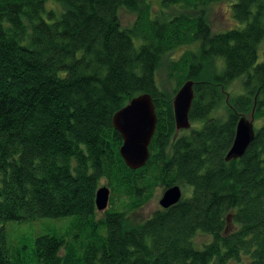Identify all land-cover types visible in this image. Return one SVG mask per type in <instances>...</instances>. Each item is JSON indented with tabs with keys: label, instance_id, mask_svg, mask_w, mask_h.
<instances>
[{
	"label": "trees",
	"instance_id": "1",
	"mask_svg": "<svg viewBox=\"0 0 264 264\" xmlns=\"http://www.w3.org/2000/svg\"><path fill=\"white\" fill-rule=\"evenodd\" d=\"M224 1L0 0V264H264V0H236L239 26L215 33L208 10ZM238 79L243 93L229 94ZM189 80L195 126L176 137L173 96ZM141 94L157 123L131 170L112 120ZM252 114L253 141L227 161ZM173 186L177 204L130 222ZM38 220L67 223L32 246L6 241L9 221ZM198 233L212 238L201 250Z\"/></svg>",
	"mask_w": 264,
	"mask_h": 264
},
{
	"label": "water",
	"instance_id": "2",
	"mask_svg": "<svg viewBox=\"0 0 264 264\" xmlns=\"http://www.w3.org/2000/svg\"><path fill=\"white\" fill-rule=\"evenodd\" d=\"M193 81H187L177 91L173 99V110L176 123V130H188L191 128L189 113L194 100ZM151 96L141 94L134 97L130 102L119 109L113 117V125L122 137L123 143L120 155L123 162L131 170H138L145 166L149 157V145L153 138L157 123L155 105ZM236 132L233 144L228 151L227 161L239 159L245 154L249 144L254 139L255 127L253 119L241 117L236 124ZM110 189L101 186L96 192V207L100 212L107 210L110 199ZM182 198V191L179 186H173L164 190L161 200V208L168 209L177 204Z\"/></svg>",
	"mask_w": 264,
	"mask_h": 264
},
{
	"label": "rangeland",
	"instance_id": "3",
	"mask_svg": "<svg viewBox=\"0 0 264 264\" xmlns=\"http://www.w3.org/2000/svg\"><path fill=\"white\" fill-rule=\"evenodd\" d=\"M236 0H226L221 3L213 4L210 6V9L208 10V22L210 23L212 32H220V31H226L229 29H234L239 26V24L236 22V20L232 16V5L235 3ZM157 5V4H156ZM157 9V8H156ZM119 18L121 25L125 28L131 27L130 25L133 24L135 16L131 12L127 11L126 9H120L119 11ZM138 44V43H137ZM183 49L175 51L172 56L177 57L179 54H181ZM264 51V42L262 43L261 50ZM263 60V54L260 52L259 61ZM164 73L163 71L160 72L159 76L160 79H163ZM229 94L231 95H238L243 93V88L241 84V79L235 80L232 82V85L228 89ZM224 110L223 108H220L217 113L214 114V116H223ZM225 117V115H224ZM249 119H253L254 127H259L262 123L261 120L255 121L252 116H247ZM195 125L191 123V128H193ZM197 126V125H196ZM180 130L177 131L176 137L183 136L189 132V130ZM190 189V188H189ZM154 195L152 199L147 201V203L139 210L133 212L129 218L131 223H138L141 221L146 220L149 218L155 211L158 209H161L159 201L162 198V195L164 191L161 188H158L154 190ZM110 205H108V208ZM104 212H99L98 217H102ZM50 224L51 226H55L57 228H64L66 226L67 221L65 222H48V221H35L30 223H18V222H10L6 224L5 230L7 234V240L8 243L11 246H21L23 243L32 246V243L34 241V238L40 234H44L47 232V224ZM52 226V227H53ZM212 240L210 235L198 233L196 237L193 239V244L196 249H202L203 246Z\"/></svg>",
	"mask_w": 264,
	"mask_h": 264
}]
</instances>
